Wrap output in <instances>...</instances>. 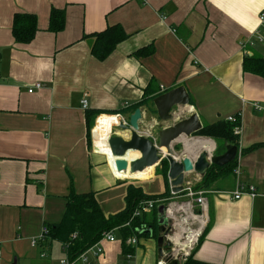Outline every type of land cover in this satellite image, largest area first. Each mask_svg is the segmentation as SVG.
Segmentation results:
<instances>
[{
  "label": "crops",
  "instance_id": "obj_1",
  "mask_svg": "<svg viewBox=\"0 0 264 264\" xmlns=\"http://www.w3.org/2000/svg\"><path fill=\"white\" fill-rule=\"evenodd\" d=\"M52 8L64 12V27L56 33L48 29ZM261 10L264 0H0V264H59L68 255L60 240L31 246V239L43 225L61 221L70 192H93L104 215L125 207L129 183L146 195L169 190L167 202L182 199V192L171 193L159 164L151 175L138 176L149 178L135 179L115 169L107 146L96 145L108 156L94 151L88 135L98 115L119 113L127 120L138 104L139 133L154 140L171 122L158 118L153 99L176 86L185 87L189 104L174 111L173 122L192 112L202 127L237 116L238 165L258 191L233 199L234 174L198 188L207 205L200 235L207 230L189 256L212 264H264V113L251 104L264 105V79L242 68L245 51L264 57V42L240 45L257 31L264 37ZM15 13L36 16L37 32L28 43L12 36ZM112 26L126 37L98 60L91 54L92 34ZM150 44L152 54H133ZM36 82L42 87L29 92ZM182 138L172 144L178 158L216 152L209 136ZM201 139L211 140V149L194 143ZM253 145L258 146L243 153ZM202 177L186 173L183 189L195 188ZM140 217L142 224L158 220L154 209ZM191 219L176 216L167 235L171 248H181L174 232L200 227ZM113 233L114 241L100 243L101 255L89 252L86 262L74 264H125L120 233ZM157 236L158 231L137 236L130 246L133 264H159Z\"/></svg>",
  "mask_w": 264,
  "mask_h": 264
},
{
  "label": "trees",
  "instance_id": "obj_2",
  "mask_svg": "<svg viewBox=\"0 0 264 264\" xmlns=\"http://www.w3.org/2000/svg\"><path fill=\"white\" fill-rule=\"evenodd\" d=\"M64 27V12L61 9L52 8L49 14L48 29L52 32H58ZM37 32V19L34 14H20L15 13L12 19L11 33L16 42L28 43L30 42L35 33ZM94 42L91 48V54L98 60L105 59L116 47L117 43L122 41L126 37V33L122 28L118 26H112L107 28L103 32L92 34ZM153 53V45L138 49L133 52L134 55H150ZM243 71L253 73L261 76L264 79V57L256 54H245L242 61ZM138 107V104H134L130 109L134 110ZM236 123L223 120L211 125H204L195 134H202L214 139L217 143L216 152L224 147L226 143L236 144L237 135L233 133V127ZM90 137V129L88 131ZM258 145H253L244 152L254 149ZM224 152V151H222ZM236 162L227 163L224 166L211 165L206 173L203 175L199 184L194 189H204L207 185L212 183L218 177H224L231 175L234 172ZM160 170L163 175L166 176L168 171V162L166 159H162L159 162ZM138 177V176H137ZM130 179V178H128ZM180 194V193H177ZM175 195V194H174ZM169 190H166L162 194L158 195H146L143 193L140 186H135L132 183L127 185L125 199V207L117 213L104 215L101 207L95 199L93 192L77 194L70 192L64 215L60 222L56 224H46L49 228L48 239H57L63 243L68 242V255L69 258L76 257L79 253L84 251L89 246L96 243L104 231L117 229L121 236V243L123 253L131 252L132 248L126 244L125 240L128 236L136 233V227H140L144 222L140 216L131 219L133 210L141 200L148 199H163L166 203L167 198H170ZM165 199V200H164ZM159 204V203H158ZM157 206V205H156ZM156 206L154 207L156 213ZM130 221L129 226L124 225L127 221ZM153 232V236L157 233V221L150 224ZM207 226L204 228L203 233L200 235L197 241H201ZM76 233V238H72V234ZM137 236L146 235L148 232H137ZM179 264H212L203 262L193 258V254L188 256L185 260Z\"/></svg>",
  "mask_w": 264,
  "mask_h": 264
},
{
  "label": "water",
  "instance_id": "obj_3",
  "mask_svg": "<svg viewBox=\"0 0 264 264\" xmlns=\"http://www.w3.org/2000/svg\"><path fill=\"white\" fill-rule=\"evenodd\" d=\"M153 104L158 118L162 121L171 122V124L159 129L156 138L153 140L139 133L138 121L141 118L139 107L127 116L125 122L121 120L107 140L110 154L115 158L113 165L117 171H129L130 173L141 171L146 167L156 166L162 159H166L171 193L177 194L183 189V179L186 173L195 172L203 176L211 165L224 166L236 161L238 147L231 143H226L224 152L219 154L201 150L195 159L188 155H183L181 158L174 155L172 149L174 141L182 137L190 139L202 128L195 112L186 118H180L173 122L174 111H178L180 107L189 104V96L184 86H176L159 94L153 99ZM116 129L126 133V137L117 134ZM130 152H137L139 156L129 159L127 155ZM156 211L158 215V236L156 238L158 258L163 259L166 264H179L176 258H172L170 255L164 256L170 251V242L166 237L170 227L168 225L169 219L165 217L164 203L158 204ZM142 231L151 233L152 228L148 225Z\"/></svg>",
  "mask_w": 264,
  "mask_h": 264
},
{
  "label": "built area",
  "instance_id": "obj_4",
  "mask_svg": "<svg viewBox=\"0 0 264 264\" xmlns=\"http://www.w3.org/2000/svg\"><path fill=\"white\" fill-rule=\"evenodd\" d=\"M258 20H259V24L260 26L264 27V10H261L258 14ZM255 41H259V42H264V37L260 34L259 31H257L256 33L252 34L249 38H247V40L245 41H241L240 45L242 48H246L247 45H252ZM245 53L247 54V51H245ZM42 84L39 82H36L34 85L30 86L28 88L29 92H32L34 88H41ZM253 108L258 111V112H263L264 113V105L258 103V102H252L251 103ZM81 105L83 108H86L87 106V100L86 99H82L81 100ZM113 116L114 120H116L115 122L111 123V128H110V132L108 137L112 134L113 130L119 125L120 121H124V118L121 114L116 113V114H100L96 117L95 119V123L98 120V118L100 116ZM227 121L236 123L235 126L233 127V133L238 135L240 132V123H238V119L236 115H229L226 118ZM94 123V125H95ZM93 128V127H92ZM92 128L90 130V137H91V147L94 151L100 152L95 148L94 145V138H93V132H92ZM107 137V140H108ZM106 140V142H107ZM107 147L109 148L108 144ZM110 151V149H109ZM103 153V152H100ZM105 154V153H103ZM107 155V154H105ZM240 151L238 148L237 151V156H236V165L234 168V177H235V184H234V189L231 192L232 198L233 199H239L242 195L244 194H248L251 197H254L256 195H258V191L256 189V186L253 183H249L247 181L244 180V178L242 177V171L239 168L238 165V160L240 158ZM182 196H181V200H179L178 202H170L171 200H169L168 202L164 203L161 202L163 201V199H148V200H141L136 208L133 210V213L131 215V219L137 216H140L142 212H145L147 210H152L154 209V207L156 205H158V203H164L165 205V217L167 219H169L168 224L170 229L168 231V233L170 231H172L173 226H172V222H174L176 220V216L178 217V214H181L184 216L189 215L192 216V219L189 220L191 221V223L196 222V221H200V227H196L190 231H183L181 233H175L174 232V238L175 240H173L174 242H179L181 248H175L172 245H170V251L166 254H164V256H168L170 255L172 258H176L178 260V262L185 260L188 256H189V251L192 250L199 238V235L201 233V229L202 226L204 224V222L206 221L207 218V205H206V198L204 196V191L202 190H197L191 187H186L185 189H182ZM165 200V199H164ZM130 221H127L124 225L129 226ZM149 224H142L140 227H136V232H141L142 230L146 229L148 227ZM48 232H49V228L46 225H43V227L41 228L40 234L34 238L31 239V246H35L38 243L43 242L44 240H46L47 236H48ZM114 229L112 230H108V231H104L101 235V238L94 243L93 245L89 246L88 248H86L84 251H82L81 253H79L76 257L74 258H69V256H65L63 258H61L59 260V264H74L77 260H81L82 262H86L88 259V254L89 252L92 253L94 256H99L101 255V253L103 252V249L100 245V243L102 241H108V242H112L114 241L115 235H114ZM143 232V231H142ZM173 232V231H172ZM171 232V233H172ZM168 235V234H167ZM166 235V237H167ZM77 234L73 233L72 234V238H76ZM137 235L136 234H132L129 237H127V239L125 240L126 244L129 246H133L137 244ZM172 241V244H174V242ZM170 242V241H169ZM171 243V242H170ZM68 242L64 243V246L68 249ZM132 253L131 252H127L125 254V264H133L131 262V257H132ZM159 264H166L164 260H160Z\"/></svg>",
  "mask_w": 264,
  "mask_h": 264
},
{
  "label": "bare ground",
  "instance_id": "obj_5",
  "mask_svg": "<svg viewBox=\"0 0 264 264\" xmlns=\"http://www.w3.org/2000/svg\"><path fill=\"white\" fill-rule=\"evenodd\" d=\"M116 120H114V117L113 116H106V115H103V116H100L98 118V120L96 121L95 125L93 126L92 128V132H93V138H94V145H95V148L98 149V151L100 150V152H103L105 154H107V156L109 155L107 153L106 150L104 149H101L99 147H96V145H101V146H107V137L109 135V132H110V128H111V123L112 122H115ZM195 144H198L199 147H203V148H206V149H211L212 147V142L211 140L208 141V140H198V141H195L194 142ZM191 147V146H188V148ZM195 147H192V149H194ZM109 149V148H108ZM191 149V148H189ZM188 149V150H189ZM163 151H165L164 148H162ZM205 150V149H203ZM110 153V151H109ZM139 156V154L137 152H130L127 157L130 159V158H133V157H137ZM110 159L113 160L115 159L113 156H111L110 154ZM154 168V165L152 166H149V167H146L144 168L143 170L141 171H135V172H132L130 173L131 176H140V175H145V174H149L151 172V169ZM119 172H125V171H119Z\"/></svg>",
  "mask_w": 264,
  "mask_h": 264
},
{
  "label": "rangeland",
  "instance_id": "obj_6",
  "mask_svg": "<svg viewBox=\"0 0 264 264\" xmlns=\"http://www.w3.org/2000/svg\"><path fill=\"white\" fill-rule=\"evenodd\" d=\"M179 140L183 142L184 139H183V138H179ZM201 140H202V139H201ZM174 142H175V141H174ZM177 144H180V143L177 142L176 145H174V147H175L176 149L178 148V150H179V149L181 150V147H180V146H182V145L180 144V146H179V145H177ZM179 147H180V148H179ZM178 150H177V151H178ZM224 150H225L224 147H223V148L220 147V149H219L218 151H220V152L222 153V151H224ZM154 171H155V168H154V169L152 168V169H151V172H150L149 174L151 175L152 173H154ZM147 178H149V177H138V178H135V179L144 180V179H147ZM131 181L134 182V183H138V180H134V179L132 180V179H131ZM144 185H145V184H144ZM146 187H148V186H146ZM148 191H149V189H148Z\"/></svg>",
  "mask_w": 264,
  "mask_h": 264
}]
</instances>
